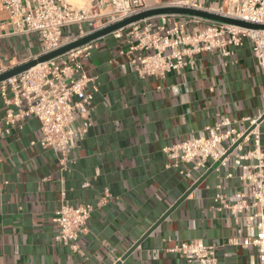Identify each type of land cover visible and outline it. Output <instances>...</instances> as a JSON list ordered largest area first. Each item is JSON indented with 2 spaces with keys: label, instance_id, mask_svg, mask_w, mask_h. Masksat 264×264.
Masks as SVG:
<instances>
[{
  "label": "crops",
  "instance_id": "crops-1",
  "mask_svg": "<svg viewBox=\"0 0 264 264\" xmlns=\"http://www.w3.org/2000/svg\"><path fill=\"white\" fill-rule=\"evenodd\" d=\"M144 1L157 8L177 0ZM227 4L206 0L219 10ZM84 5L97 24L107 23L111 7L92 0ZM187 23V31L204 26L189 19ZM89 28L88 22L67 26L62 39L73 41ZM129 41L124 29L119 36L96 40L90 52L79 57L91 78L92 125L64 161L60 153L39 144L41 125L32 115L18 120L1 138L0 175L8 184L0 192V264H188L169 249L196 239L215 246L219 264H259L254 246L231 243L245 235L225 207L242 188L241 170L234 162L237 150L146 235L216 162L209 159L195 168L193 163H177L163 148L225 119L230 124L223 125L222 132L247 131L251 120L264 114V72L250 42L187 56L186 66L165 77H143L131 62L138 52L127 53ZM45 50L39 33H13L0 0V73ZM26 108L25 99L18 106L11 91L7 101L0 89V127H5L8 109L18 113ZM259 130L264 152V118ZM224 147L227 152L232 148L228 141ZM242 147L244 154L253 143L243 142ZM63 200L94 207L77 250L56 239L59 225L53 219Z\"/></svg>",
  "mask_w": 264,
  "mask_h": 264
},
{
  "label": "built area",
  "instance_id": "built-area-1",
  "mask_svg": "<svg viewBox=\"0 0 264 264\" xmlns=\"http://www.w3.org/2000/svg\"><path fill=\"white\" fill-rule=\"evenodd\" d=\"M92 2L100 7H111L107 13V23L97 24L87 5L76 7L65 0H1L2 7L8 12L13 33H39L45 41L44 53L69 43L62 39L63 29L67 26L88 22L89 30L81 35L85 36L154 8L145 4L144 0ZM171 6L204 10L264 25V0H228L224 10L207 6L206 0H177L161 7ZM157 18L160 22L155 24ZM188 19L196 24L203 23L204 26H196L187 31ZM124 29H128L130 38L127 53L138 52L131 57V62L143 77H165L186 66L189 63L187 56L192 57L206 50L221 51L230 45L239 47L245 41L250 42L255 60L264 72V29H248L181 14L149 17ZM124 29L114 34L119 36ZM94 42L60 56L63 59L61 63L58 58L51 59L0 83L2 95L7 101L9 91L14 94V102L18 106L21 99L27 101L25 110L18 113L12 109L7 110L5 127H0V144L1 138L11 133L18 120L32 115L41 125L39 144L43 148L54 149L63 156L62 161L65 160L71 147L85 138L92 125L89 105L93 94L88 89L91 78L84 71L79 57L88 54ZM263 117L264 114H261L251 120V128L244 132H238L234 128L222 132L221 127L230 124L225 119L206 127V132L163 148L177 163H193L198 168L204 166L209 159L219 161L228 150L224 147L225 141L230 146L236 144L234 162L241 170L242 188L230 197L225 207L230 210L232 218L244 227L245 235L231 240V243L243 247L254 246L258 251L259 264H264V152L261 149L259 130ZM241 139L242 142L238 143ZM246 141H252L253 148L242 154V144ZM6 184L8 181L3 180L0 175V192ZM217 198H222V195H217ZM252 209L255 210L254 213H251ZM93 210L94 207L90 204L75 207L63 200L53 219L59 225L56 239L63 241L72 250H77L79 236L87 231V221ZM169 250L184 256L188 264H219L215 246L206 245L201 239L182 241Z\"/></svg>",
  "mask_w": 264,
  "mask_h": 264
},
{
  "label": "water",
  "instance_id": "water-1",
  "mask_svg": "<svg viewBox=\"0 0 264 264\" xmlns=\"http://www.w3.org/2000/svg\"><path fill=\"white\" fill-rule=\"evenodd\" d=\"M164 14H181V15H186V16H194V17H199V18H203V19H207V20H211V21H217V22H222V23H227V24H233V25H237L240 27H244V28H248V29H264V25H257V24H252V23H247L238 19H232L220 14H216L213 12H208V11H204V10H197V9H192V8H184V7H157V8H152L146 11H143L139 14L130 16L128 18H125L121 21L109 24L95 32L89 33L85 36H81L63 46H61L60 48L50 51L48 53H44L41 54L40 56H37L36 58H33L31 60H28L27 62H24L18 66L12 67L10 69H7L3 72L0 73V83L19 74L22 73L25 70L30 69L31 67H34L35 65L39 64V63H43L46 61H49L51 59H55L58 58L64 54H66L67 52H69L70 50L76 49L78 47H81L87 43L90 42H94L106 35L109 34H113L118 30H122L125 27H127L128 25L134 23V22H138L141 21L143 19L149 18V17H155V16H159V15H164ZM264 118V117H263ZM243 139L239 140L238 143L242 142ZM237 143V144H238ZM236 148V144L232 146V148L226 152V154L217 162H215V164L213 165V167L195 184V186H193V188L186 193V195L181 198L176 204L175 206L168 212L166 213L154 226L153 228L146 234L148 235L149 233H151L168 215L169 213L176 207L179 205V203L193 190L195 189L206 177L207 175L212 172L213 170H215L221 163L222 161L230 154L234 151V149ZM140 245V242H138L137 244H135V246L132 248V251L137 248ZM119 264V263H117Z\"/></svg>",
  "mask_w": 264,
  "mask_h": 264
},
{
  "label": "rangeland",
  "instance_id": "rangeland-1",
  "mask_svg": "<svg viewBox=\"0 0 264 264\" xmlns=\"http://www.w3.org/2000/svg\"><path fill=\"white\" fill-rule=\"evenodd\" d=\"M71 3L74 6H83L86 3V0H72Z\"/></svg>",
  "mask_w": 264,
  "mask_h": 264
}]
</instances>
